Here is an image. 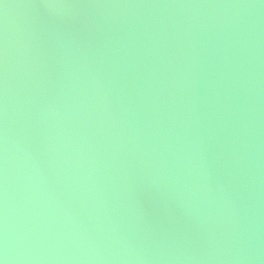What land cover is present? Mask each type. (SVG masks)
<instances>
[{
  "label": "water",
  "instance_id": "obj_1",
  "mask_svg": "<svg viewBox=\"0 0 264 264\" xmlns=\"http://www.w3.org/2000/svg\"><path fill=\"white\" fill-rule=\"evenodd\" d=\"M0 264H264V0H0Z\"/></svg>",
  "mask_w": 264,
  "mask_h": 264
}]
</instances>
